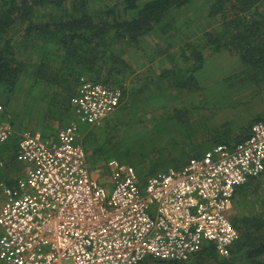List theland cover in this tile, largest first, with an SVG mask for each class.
<instances>
[{"label":"built area","instance_id":"built-area-1","mask_svg":"<svg viewBox=\"0 0 264 264\" xmlns=\"http://www.w3.org/2000/svg\"><path fill=\"white\" fill-rule=\"evenodd\" d=\"M122 99L121 87L82 77L71 98L74 117L55 139L38 129L18 133L15 159L25 169L15 184L1 186V264L187 261L206 244L230 255L239 234L225 211L237 187L264 170V120L254 121L245 139L214 144L144 181L131 164L110 158L115 184L108 196L89 169L80 124L100 123ZM13 133L0 117V143Z\"/></svg>","mask_w":264,"mask_h":264},{"label":"trees","instance_id":"trees-1","mask_svg":"<svg viewBox=\"0 0 264 264\" xmlns=\"http://www.w3.org/2000/svg\"><path fill=\"white\" fill-rule=\"evenodd\" d=\"M189 1L0 0V96L13 92L26 64L19 48L24 41L34 38L38 42L37 56L30 60L32 75L51 89L50 103L59 114L72 108L71 98L82 77L119 86L125 96L124 82L133 71L128 60L115 50L116 46L138 41L159 27L162 36L156 46L166 42L168 53L169 33L175 28L166 18L174 8ZM42 7L46 8V18L41 17ZM208 13L220 17L219 27L205 32L195 45L188 44L189 54L182 53L185 64L165 69L158 78L170 72L167 77L178 89L196 86L193 74L202 69L208 56L227 50L240 58L243 81L258 93L264 87V0H210ZM164 19L167 23L162 25ZM257 120L264 117L255 115L237 128L224 122L208 131L207 136L205 133V140L211 145L237 143L249 135L251 124ZM17 143L18 133H13L1 143L6 147L1 152L16 160ZM201 154L198 149L192 155ZM192 155L188 154L187 161ZM185 158L173 161L171 166H183L187 163ZM259 175L264 177V170ZM252 179L255 177L239 185L235 193ZM230 219L239 236L228 257L218 256L214 247L206 244L187 261L149 258L154 264H264V198L258 209L234 214Z\"/></svg>","mask_w":264,"mask_h":264},{"label":"rangeland","instance_id":"rangeland-1","mask_svg":"<svg viewBox=\"0 0 264 264\" xmlns=\"http://www.w3.org/2000/svg\"><path fill=\"white\" fill-rule=\"evenodd\" d=\"M209 2L190 0L172 10L166 19L175 29L171 28L173 31L169 33V52L162 57L155 48L162 36L159 27L138 41L116 46L115 50L128 60L131 70L138 73L141 68L143 73L125 80L124 103L100 123L82 124L85 129L80 130L89 169L98 173L97 179L108 196L115 184L108 165L110 158L131 164L140 181H144L150 174L172 167L173 161H181L183 157L187 161L188 154L211 147L205 138L213 128L224 122L237 128L264 111V87L255 93V88L242 79L244 73L239 60H228L226 55L214 57L220 51L208 56L202 69L193 74L196 86L178 89L172 78L167 77L170 72L158 78L165 69L185 64L182 53L189 54L188 44L195 45L205 32L219 27L220 17L208 13ZM40 12L46 18L43 15L46 8H40ZM166 19L160 24H166ZM36 42L37 38L26 40L19 48L26 64L13 92L0 96V117L9 119L13 127L27 130L59 120L64 126L73 119V112L59 115L50 103L51 89L32 75L30 60L37 56ZM222 52L231 54L227 50ZM139 79L141 83L137 82ZM2 147L0 143L3 163L0 179L6 182L7 173L15 174L17 166L10 155L1 152ZM263 198L264 177L259 175L235 193L233 205L225 213L230 218L237 213H249L259 208ZM141 264L154 263L148 257Z\"/></svg>","mask_w":264,"mask_h":264},{"label":"crops","instance_id":"crops-1","mask_svg":"<svg viewBox=\"0 0 264 264\" xmlns=\"http://www.w3.org/2000/svg\"><path fill=\"white\" fill-rule=\"evenodd\" d=\"M156 48V51H157V53L159 54V56L160 57H162V56H164L166 53H165V51H166V49H167V43L165 42H160V44L158 45V46H156L155 47ZM220 52H222V51H220ZM217 53V54H215L214 55V57H217L218 56V58L220 57V56H224V55H226V57H227V59L229 60V59H234L235 61L236 60H239V63L241 64V60H240V58L235 54H225V53ZM208 60V59H207ZM207 60L205 61V63L207 62ZM241 66H242V64H241ZM142 70H141V68H140V70H139V72L137 73V71L136 72H133V74H130L129 76H128V78H130V76L131 77H139V75H141L143 72H141ZM137 73V74H136ZM145 75V74H144ZM159 76V75H158ZM138 79V78H137ZM138 83H141V80L139 79L138 81H137ZM123 103L125 102V96H123ZM72 107V106H71ZM72 111V108L69 110V113ZM59 115H61V114H59ZM256 115H258V116H262V117H264V111H262V112H258V113H256ZM69 116H70V114H69ZM61 121L59 120V123H51V125L50 124H47V123H44V126H40V127H36V128H29V129H31V130H36V129H38V130H40L42 133H43V135L45 136V137H49V138H52V139H55V134H56V131H57V129L59 128V127H62V125H61V123H60ZM67 123V122H66ZM65 123V124H66ZM83 124V123H82ZM82 124H80V130H83V129H85V128H83L82 126ZM89 126H91V125H89ZM13 128H15L14 129V133H20L21 132V129H23V128H16V127H13ZM23 130H27V129H23ZM22 130V131H23ZM80 141H82V139H81V137H80ZM15 162H16V166L17 167H15L16 168V170H15V174L13 173V175H10V174H8L7 173V177L5 176V180H6V182L4 181H2V178L0 179L1 181H0V183H1V186L2 185H5V184H7V185H13V184H15V182H16V179L18 178V177H20L23 173H24V169H25V163L24 162H18L17 160H14ZM1 177H3V175H1ZM1 186H0V203L2 202V200H3V194H2V191H1ZM0 234H1V229H0Z\"/></svg>","mask_w":264,"mask_h":264},{"label":"bare ground","instance_id":"bare-ground-1","mask_svg":"<svg viewBox=\"0 0 264 264\" xmlns=\"http://www.w3.org/2000/svg\"><path fill=\"white\" fill-rule=\"evenodd\" d=\"M203 153V152H202ZM198 156V155H197ZM193 157V156H192ZM115 158V157H114ZM232 222V221H231ZM235 244V243H234ZM231 248V247H230ZM231 251V250H230ZM219 256V255H218ZM156 259V258H155ZM160 260V259H159ZM162 260V259H161ZM176 261V260H175Z\"/></svg>","mask_w":264,"mask_h":264}]
</instances>
